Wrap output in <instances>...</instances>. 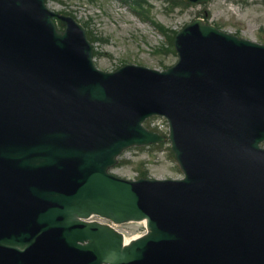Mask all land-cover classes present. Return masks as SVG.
Wrapping results in <instances>:
<instances>
[{"label":"water","instance_id":"obj_1","mask_svg":"<svg viewBox=\"0 0 264 264\" xmlns=\"http://www.w3.org/2000/svg\"><path fill=\"white\" fill-rule=\"evenodd\" d=\"M51 16L44 0H0V264H264L257 47L192 23L176 37L181 74L107 73L82 27L62 17L57 32ZM205 34L206 64L196 56ZM145 104L168 114L183 180L106 172L124 146L158 139L140 125ZM91 213L148 217L149 232L123 245L79 219Z\"/></svg>","mask_w":264,"mask_h":264},{"label":"rangeland","instance_id":"obj_2","mask_svg":"<svg viewBox=\"0 0 264 264\" xmlns=\"http://www.w3.org/2000/svg\"><path fill=\"white\" fill-rule=\"evenodd\" d=\"M147 2L144 7L148 11L144 10L143 15L153 17L171 30L180 28L195 15L207 13L209 20L219 24L222 29L257 41L264 36V0H213L205 6H174L163 0ZM49 6L70 12L85 26L94 44L95 63L102 69L109 70L129 60L155 66L160 64L162 57L165 63L176 59L173 53L163 55L155 51L166 46L165 35L158 36L151 21L132 13L136 11L129 2L50 0ZM112 171L123 177L179 175L166 145L128 148ZM120 228L128 238L143 231L139 223L124 224Z\"/></svg>","mask_w":264,"mask_h":264}]
</instances>
